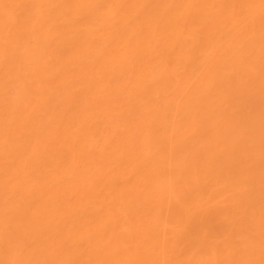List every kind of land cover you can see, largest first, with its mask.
Returning a JSON list of instances; mask_svg holds the SVG:
<instances>
[{"label": "bare ground", "instance_id": "obj_1", "mask_svg": "<svg viewBox=\"0 0 264 264\" xmlns=\"http://www.w3.org/2000/svg\"><path fill=\"white\" fill-rule=\"evenodd\" d=\"M0 264H264V0H0Z\"/></svg>", "mask_w": 264, "mask_h": 264}]
</instances>
